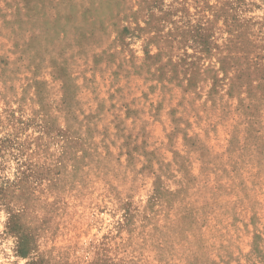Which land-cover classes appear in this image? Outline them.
Segmentation results:
<instances>
[{"label": "rangeland", "instance_id": "374dc122", "mask_svg": "<svg viewBox=\"0 0 264 264\" xmlns=\"http://www.w3.org/2000/svg\"><path fill=\"white\" fill-rule=\"evenodd\" d=\"M0 210L16 264H264V0H0Z\"/></svg>", "mask_w": 264, "mask_h": 264}, {"label": "clouds", "instance_id": "9594fccd", "mask_svg": "<svg viewBox=\"0 0 264 264\" xmlns=\"http://www.w3.org/2000/svg\"><path fill=\"white\" fill-rule=\"evenodd\" d=\"M8 216L3 211L0 210V232L4 230L5 222L7 221ZM4 251L7 253V256L0 254V264H16V259L14 255V249L16 248V239L15 238H9L5 244L3 245ZM19 264H29L28 260L21 259L19 261Z\"/></svg>", "mask_w": 264, "mask_h": 264}]
</instances>
